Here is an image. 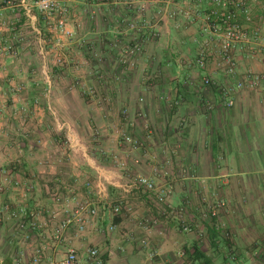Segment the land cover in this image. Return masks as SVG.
Listing matches in <instances>:
<instances>
[{
    "label": "crops",
    "instance_id": "obj_1",
    "mask_svg": "<svg viewBox=\"0 0 264 264\" xmlns=\"http://www.w3.org/2000/svg\"><path fill=\"white\" fill-rule=\"evenodd\" d=\"M167 2L148 4L159 36L144 41L133 66L121 68L114 44L135 36L131 0H63L71 37L57 36L25 2L0 0V41L14 51H0V210L9 203L61 217L67 207L52 201L57 192L68 208L77 202L98 208L86 237L73 243L110 251L105 264H226L228 241L208 228L199 238L182 232L174 217L159 216L150 229L138 225L139 218L157 215L153 197L129 194L133 214L109 216L97 194L99 180L123 183L144 174L171 190L172 204L188 203L189 215L200 222L201 198L225 200L234 264H263L264 0H248L246 12H238L248 39L236 52L240 73L253 70L263 78L258 88L236 92L230 108L202 82L206 75L221 84L226 78L212 61L204 70L195 65L201 44L215 42L203 21L212 0ZM159 9L176 14L157 20ZM204 100L212 109H204ZM123 132L141 146L125 153ZM122 158L128 159L125 170L115 166ZM113 188L112 203L121 194ZM111 221L116 230L103 233ZM25 235L16 219L2 214L0 264H14L20 251H29Z\"/></svg>",
    "mask_w": 264,
    "mask_h": 264
},
{
    "label": "built area",
    "instance_id": "obj_2",
    "mask_svg": "<svg viewBox=\"0 0 264 264\" xmlns=\"http://www.w3.org/2000/svg\"><path fill=\"white\" fill-rule=\"evenodd\" d=\"M25 2V0H21ZM154 0H131L136 5V19L132 21L135 29V36L129 43L115 46L119 47V56L117 62L121 68H130L134 65V59L141 54L146 39H154L159 36V29L156 23H153L146 15L148 4ZM168 4V0H160ZM248 0H212V7L203 15L204 30L215 38L214 43L209 41L203 42L198 50L195 65L204 70L207 68L209 61H212L215 69L225 78L224 83H218L210 75L202 78L204 85L215 88L220 95L224 106L230 108L233 105L234 94L239 90H254L259 87L262 81V74L253 70L239 72L236 52L241 44L248 39V33L238 21V12L247 10ZM35 8L39 14L46 20L48 27L57 34V36L71 37L72 32L67 29L66 15L67 6L63 0H29L26 3V10L30 12ZM157 20L160 14L164 13L169 17L175 16V11L159 9ZM157 22V21H156ZM57 40V44L59 43ZM0 51L3 53H14L10 44H4L0 41ZM55 63L59 64L62 58L55 54ZM234 79V81H233ZM93 92L92 88H88ZM142 100V99H140ZM204 109H212L213 104L209 100H204ZM2 105L0 104V115ZM121 114L128 119V108H123ZM123 143V151L131 153L138 149L141 144L131 133L123 132L120 135ZM133 162L138 164L140 159L133 157ZM128 159H115V166L119 170L127 169ZM97 194L107 206L109 216L115 217L122 213L133 214L134 209L128 200V195L139 192L148 197H153V208L157 215L143 216L137 220L138 225L144 229H150L160 223L159 216L169 220L176 218L179 229L182 232L194 231L201 238L205 236L206 229L202 222L195 220L188 213V203L174 205L167 200L169 193L168 188H158L155 180L148 175L135 174L129 177L127 182L117 183L111 178L99 180ZM108 186L119 188L120 197L115 202L109 201ZM52 201L64 204L65 208L61 217L57 216L56 211H49L46 215L44 212H35L28 210L25 206L12 208L9 203H5L0 210V220L2 214L8 213L12 218L17 220V226L25 232L29 240L26 253L20 251L13 258L14 264H105L110 251L101 249L94 243L87 242L81 246L73 243L74 239H84L90 223V219L98 214V208L90 206L87 202H77L73 208H68V199H61L60 195L55 192ZM202 211L203 219L214 218L219 221L220 211L225 208V201L222 199L204 200ZM200 211V212H201ZM43 215V216H41ZM41 216L42 218H39ZM116 230V225L111 221L103 230V233ZM144 243V240H142ZM153 257V253L150 254Z\"/></svg>",
    "mask_w": 264,
    "mask_h": 264
},
{
    "label": "rangeland",
    "instance_id": "obj_3",
    "mask_svg": "<svg viewBox=\"0 0 264 264\" xmlns=\"http://www.w3.org/2000/svg\"><path fill=\"white\" fill-rule=\"evenodd\" d=\"M66 5V4H65ZM203 199L204 200H209V199H205V197L204 198H201V200H200V205H201V209H203V207H204V204L206 203L205 201H203ZM215 199H221V198H218V197H216ZM215 199H212V200H215ZM223 200V199H222ZM225 201V200H224ZM225 208L222 210V211H220V217H219V221H216L215 220V223L217 224L216 225V227L219 229V231H220V236L224 239V240H226V241H228V243H230L229 244V246L227 247V249H226V251H228L229 250V248H231V246H233L234 244H233V242H234V240H235V238H234V236H232V234H231V232L229 231V228H227V222H226V220L223 218V214H224V212H225V210H226V208H227V202L225 201ZM201 220H202V225H203V227L204 228H206V226H207V224H209V223H211L212 222V220H208V219H203V216H202V211H201ZM214 222V221H213ZM205 236H206V234H205ZM204 237V236H203ZM234 250L236 251V248H234ZM263 264H264V262H263Z\"/></svg>",
    "mask_w": 264,
    "mask_h": 264
},
{
    "label": "trees",
    "instance_id": "obj_4",
    "mask_svg": "<svg viewBox=\"0 0 264 264\" xmlns=\"http://www.w3.org/2000/svg\"><path fill=\"white\" fill-rule=\"evenodd\" d=\"M90 187V186H89ZM114 190V188L112 187V186H108V192H109V194H110V192H112ZM210 220H212V222L210 221ZM210 222L211 223H209V224H207V226H206V228H208L209 230H211L213 233H214V235H216V236H218L219 234H220V231H219V229L216 227V223H215V220L216 219H214V218H210ZM214 221V222H213ZM217 221V220H216ZM207 232H208V230H206V235H207ZM211 232V233H212ZM229 244L230 243H228V246H229ZM196 252H197V250H195ZM235 253H236V255H237V251H235L234 249H232V247L231 248H229V250L227 251V254H226V256H225V259H227L228 261H227V263L226 264H234L235 263V258H236V255H235Z\"/></svg>",
    "mask_w": 264,
    "mask_h": 264
}]
</instances>
